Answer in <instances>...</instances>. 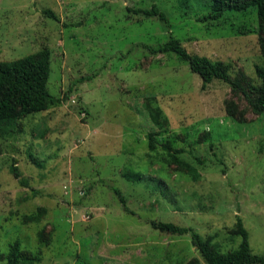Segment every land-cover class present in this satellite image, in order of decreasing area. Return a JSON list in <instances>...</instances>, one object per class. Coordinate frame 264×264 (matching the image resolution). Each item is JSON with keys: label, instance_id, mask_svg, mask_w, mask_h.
Masks as SVG:
<instances>
[{"label": "rangeland", "instance_id": "obj_1", "mask_svg": "<svg viewBox=\"0 0 264 264\" xmlns=\"http://www.w3.org/2000/svg\"><path fill=\"white\" fill-rule=\"evenodd\" d=\"M152 5L169 27L130 10ZM202 11L199 0H0V61L49 48L47 87L62 98L0 127V253L18 240L40 255L32 264H205L187 235L150 220L191 226L226 251L240 241L239 217L252 252L264 256V116L241 91L217 79L202 88L186 60L143 45L171 33L264 96L256 13L200 22ZM150 134L158 148L180 149L200 177L148 155ZM128 169L142 178L126 179ZM34 212L38 221L25 219Z\"/></svg>", "mask_w": 264, "mask_h": 264}, {"label": "trees", "instance_id": "obj_2", "mask_svg": "<svg viewBox=\"0 0 264 264\" xmlns=\"http://www.w3.org/2000/svg\"><path fill=\"white\" fill-rule=\"evenodd\" d=\"M205 11L197 18L200 22L217 21L223 16L230 17L231 14L256 13L257 29L264 32V0H199ZM136 14L145 16H156L161 22L169 27L168 16L165 11L152 5L150 8H130ZM53 16L51 10H44ZM227 18V17H225ZM147 50L154 53L173 52L183 60H186L191 71L198 74L202 80L201 87L205 88L213 80H221L227 83L232 90L241 91L254 113L264 116V96L260 86H254L245 81L243 74L232 77L230 65L217 60H211L207 56L190 53L181 41L171 33L168 38L156 46L143 44ZM50 50L47 47L29 53L25 56L11 61H0V127L16 126L18 121L29 114L45 111L50 106L62 102V98L52 95L47 87L50 70ZM263 75V69L257 72ZM248 86L252 92L244 87ZM234 103L231 101L226 106V112L233 116ZM161 116L159 109L151 112V118L158 123L157 117ZM160 124V122L158 123ZM148 136V152L150 156L155 155L165 165H173L177 170L187 174L192 180L200 177L198 169L190 162L180 156V149L174 148L169 142H164L158 148L153 137ZM12 171L15 178H20L18 167L13 165ZM123 176L128 180H139L143 174L139 171L125 170ZM21 182V181H20ZM23 183V181L21 182ZM119 200L125 206V198L119 189H114ZM38 213L25 215L28 221H38ZM151 226L159 232L175 236L187 235L191 245L199 254L205 264H264V256L252 252L248 233L243 227L241 219L236 222V235L240 238L236 248L222 251L212 243L210 239L204 238L193 227L177 224L171 221L150 220ZM43 239L42 236H40ZM1 264H32L38 262L40 255L22 249L18 240L10 243L5 254L0 253ZM194 260L190 264H196Z\"/></svg>", "mask_w": 264, "mask_h": 264}]
</instances>
